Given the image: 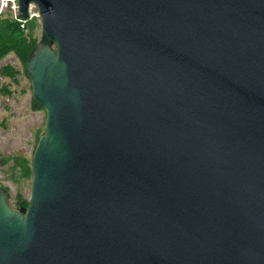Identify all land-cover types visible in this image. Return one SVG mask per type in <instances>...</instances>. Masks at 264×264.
I'll return each mask as SVG.
<instances>
[{
    "label": "water",
    "instance_id": "1",
    "mask_svg": "<svg viewBox=\"0 0 264 264\" xmlns=\"http://www.w3.org/2000/svg\"><path fill=\"white\" fill-rule=\"evenodd\" d=\"M45 112L0 264H264V0H16Z\"/></svg>",
    "mask_w": 264,
    "mask_h": 264
},
{
    "label": "rangeland",
    "instance_id": "2",
    "mask_svg": "<svg viewBox=\"0 0 264 264\" xmlns=\"http://www.w3.org/2000/svg\"><path fill=\"white\" fill-rule=\"evenodd\" d=\"M4 11H8L14 18L10 7L0 6V13ZM29 15L28 19L34 23V36L38 40L40 20L34 5H31ZM23 25L22 23L21 27ZM27 31L25 29V33ZM5 64H10L20 71L15 80L0 75V187L7 188L9 202L14 207L17 195L25 202L29 200L31 177H23L18 168L11 166V161L3 158L14 155L29 158L32 155L37 143L35 140L42 134L45 112L43 109L31 108L30 82L22 73L20 61L13 54H8L0 60V68ZM1 89H9L11 93L5 94Z\"/></svg>",
    "mask_w": 264,
    "mask_h": 264
},
{
    "label": "trees",
    "instance_id": "3",
    "mask_svg": "<svg viewBox=\"0 0 264 264\" xmlns=\"http://www.w3.org/2000/svg\"><path fill=\"white\" fill-rule=\"evenodd\" d=\"M22 23L24 24L21 27ZM34 23L29 20H20L18 17L13 18L8 11L0 13V60L8 54H13L22 64V73L26 78L27 74L24 69V64L28 58L29 53L37 43V37L34 36ZM25 29L28 31L25 33ZM20 74V71L15 69L10 64H5L0 68V75L2 77L16 79V76ZM5 94H10L9 89H1ZM31 108L33 110L42 109L31 98ZM37 137V136H36ZM38 140V138H37ZM35 140V142H37ZM35 147V145H34ZM32 156V155H31ZM31 156L26 158L22 155H14L4 157L3 160L11 161L13 168H18L23 177L29 178L32 175L31 170ZM7 189L6 187H3ZM28 201H23L20 195L16 196L14 207L16 209L24 208Z\"/></svg>",
    "mask_w": 264,
    "mask_h": 264
},
{
    "label": "built area",
    "instance_id": "4",
    "mask_svg": "<svg viewBox=\"0 0 264 264\" xmlns=\"http://www.w3.org/2000/svg\"><path fill=\"white\" fill-rule=\"evenodd\" d=\"M0 6L1 7H7V6L10 7L11 11L14 14V18L17 17V3H16V0H0ZM29 14H30V9H29Z\"/></svg>",
    "mask_w": 264,
    "mask_h": 264
},
{
    "label": "bare ground",
    "instance_id": "5",
    "mask_svg": "<svg viewBox=\"0 0 264 264\" xmlns=\"http://www.w3.org/2000/svg\"><path fill=\"white\" fill-rule=\"evenodd\" d=\"M30 12H31V7H30Z\"/></svg>",
    "mask_w": 264,
    "mask_h": 264
}]
</instances>
